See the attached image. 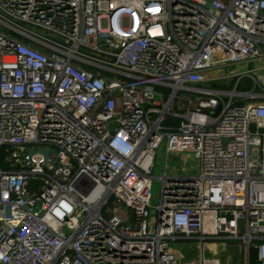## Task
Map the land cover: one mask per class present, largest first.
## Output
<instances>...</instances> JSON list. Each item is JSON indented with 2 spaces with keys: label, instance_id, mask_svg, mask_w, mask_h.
Returning <instances> with one entry per match:
<instances>
[{
  "label": "built area",
  "instance_id": "2783aa9c",
  "mask_svg": "<svg viewBox=\"0 0 264 264\" xmlns=\"http://www.w3.org/2000/svg\"><path fill=\"white\" fill-rule=\"evenodd\" d=\"M218 239L264 264V0H0V264H221Z\"/></svg>",
  "mask_w": 264,
  "mask_h": 264
},
{
  "label": "rangeland",
  "instance_id": "374dc122",
  "mask_svg": "<svg viewBox=\"0 0 264 264\" xmlns=\"http://www.w3.org/2000/svg\"><path fill=\"white\" fill-rule=\"evenodd\" d=\"M242 64H233L225 66L221 69L220 74L223 76V73L226 75H230L232 70L235 71H245L248 69H252L257 65L255 62H250L244 68L241 67ZM226 82L221 83V87L227 89L229 87V80L232 79L227 77ZM235 88V85L232 86V90ZM165 163H166V143L164 142L160 148L156 150V165L154 167V176H161L165 171ZM168 171L173 172V169L178 167L179 174L187 173V174H196L198 172V160L194 159V157L188 155H174L170 158L168 164ZM160 182L159 180L154 179L152 185V197L153 204H158L160 200ZM116 205L114 202L112 205ZM111 206L107 208V213H110ZM211 242L205 246V257L212 258L216 257L220 260L221 264H245V247L240 242L229 241V240H214L208 241ZM207 242V243H208ZM173 247L179 248L182 254L183 262H200L201 258V244L197 240H179L177 242L171 243Z\"/></svg>",
  "mask_w": 264,
  "mask_h": 264
},
{
  "label": "water",
  "instance_id": "95a60500",
  "mask_svg": "<svg viewBox=\"0 0 264 264\" xmlns=\"http://www.w3.org/2000/svg\"><path fill=\"white\" fill-rule=\"evenodd\" d=\"M55 39H56V38H55ZM56 40L59 41V42H63L62 39H56ZM44 153H45V155H48V150H44ZM38 183H40V181H37V180H31V181L29 182V184L27 185V189H28L30 192H33V191L35 190L36 185H37Z\"/></svg>",
  "mask_w": 264,
  "mask_h": 264
},
{
  "label": "crops",
  "instance_id": "0c3cea01",
  "mask_svg": "<svg viewBox=\"0 0 264 264\" xmlns=\"http://www.w3.org/2000/svg\"><path fill=\"white\" fill-rule=\"evenodd\" d=\"M209 75L210 76H216L215 72H210ZM210 85H213V83H210ZM209 243H211V242H208L207 244H205V246L208 245ZM174 249L178 251V253L180 254V257L182 258V254L183 253L181 252V250L179 248H176V247H174ZM186 263H188V262H186ZM189 264H199V263H196V262L192 261V262H189Z\"/></svg>",
  "mask_w": 264,
  "mask_h": 264
},
{
  "label": "trees",
  "instance_id": "16d2710c",
  "mask_svg": "<svg viewBox=\"0 0 264 264\" xmlns=\"http://www.w3.org/2000/svg\"><path fill=\"white\" fill-rule=\"evenodd\" d=\"M249 85H250V83H249ZM173 121H176V120L173 119ZM250 264H262V263L257 260V255L252 253L251 258H250Z\"/></svg>",
  "mask_w": 264,
  "mask_h": 264
}]
</instances>
